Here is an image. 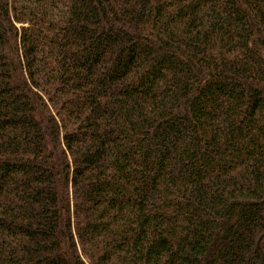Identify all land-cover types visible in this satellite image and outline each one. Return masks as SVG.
Returning a JSON list of instances; mask_svg holds the SVG:
<instances>
[{
  "label": "trees",
  "instance_id": "16d2710c",
  "mask_svg": "<svg viewBox=\"0 0 264 264\" xmlns=\"http://www.w3.org/2000/svg\"><path fill=\"white\" fill-rule=\"evenodd\" d=\"M0 264H264V0H0Z\"/></svg>",
  "mask_w": 264,
  "mask_h": 264
}]
</instances>
